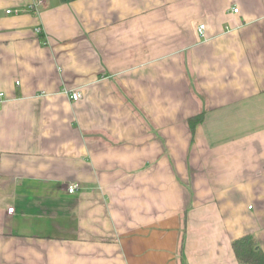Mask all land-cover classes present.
Segmentation results:
<instances>
[{
	"label": "crops",
	"instance_id": "obj_1",
	"mask_svg": "<svg viewBox=\"0 0 264 264\" xmlns=\"http://www.w3.org/2000/svg\"><path fill=\"white\" fill-rule=\"evenodd\" d=\"M249 233L264 0H0V264H239Z\"/></svg>",
	"mask_w": 264,
	"mask_h": 264
},
{
	"label": "trees",
	"instance_id": "obj_2",
	"mask_svg": "<svg viewBox=\"0 0 264 264\" xmlns=\"http://www.w3.org/2000/svg\"><path fill=\"white\" fill-rule=\"evenodd\" d=\"M204 113L201 112L188 118L192 136L194 137L197 126L203 121ZM233 250L239 264H264V251L259 246L253 234H245L232 242ZM184 264V263H183Z\"/></svg>",
	"mask_w": 264,
	"mask_h": 264
},
{
	"label": "built area",
	"instance_id": "obj_3",
	"mask_svg": "<svg viewBox=\"0 0 264 264\" xmlns=\"http://www.w3.org/2000/svg\"><path fill=\"white\" fill-rule=\"evenodd\" d=\"M33 7L36 8V7H37V4H35L34 6L32 5L31 8L34 9ZM233 11H234L235 13H238L239 8H238V7H234ZM7 12L10 13L11 11L8 10ZM16 12H17V10H16ZM205 30H206V25H205V24H200L199 27H198V34H199L200 36H205ZM36 32H38V33L41 32V30H40L39 27L36 28ZM19 83H20V82L18 81L17 84H19ZM1 95H3V93H1ZM70 97H71L72 100L77 101V100H79V99L82 98V94H81L80 91L74 90V91H72V92L70 93ZM78 188H79V187H78L77 184H71V185H69L68 190H69L70 193H73V192H75ZM13 210H14V208H12V207H10V208L8 209L9 212H13Z\"/></svg>",
	"mask_w": 264,
	"mask_h": 264
}]
</instances>
